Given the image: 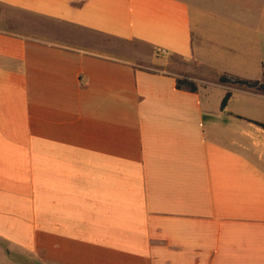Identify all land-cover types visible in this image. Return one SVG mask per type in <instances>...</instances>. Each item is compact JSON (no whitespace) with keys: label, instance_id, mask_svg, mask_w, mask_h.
<instances>
[{"label":"crops","instance_id":"1","mask_svg":"<svg viewBox=\"0 0 264 264\" xmlns=\"http://www.w3.org/2000/svg\"><path fill=\"white\" fill-rule=\"evenodd\" d=\"M221 76L264 79V0H0V264H264V93Z\"/></svg>","mask_w":264,"mask_h":264},{"label":"trees","instance_id":"2","mask_svg":"<svg viewBox=\"0 0 264 264\" xmlns=\"http://www.w3.org/2000/svg\"><path fill=\"white\" fill-rule=\"evenodd\" d=\"M219 81L222 83H232V84H236L239 86H245V87H249V88H254L257 91L263 92L264 93V79L259 81V80H245V79H240L237 77H226V76H221L219 78ZM176 86L177 88H182V87H186L190 90H195V86L192 82L186 80V79H177L176 81ZM230 98V93L227 92L224 97L221 100L220 103V108L221 110H223L227 104V101ZM262 127H264V125L256 123Z\"/></svg>","mask_w":264,"mask_h":264},{"label":"rangeland","instance_id":"3","mask_svg":"<svg viewBox=\"0 0 264 264\" xmlns=\"http://www.w3.org/2000/svg\"><path fill=\"white\" fill-rule=\"evenodd\" d=\"M210 8L213 7L214 9H216V3L217 0H203ZM228 1V0H227ZM239 4L244 5V3H242V1H239ZM234 5H236V1H234ZM258 8V7H257Z\"/></svg>","mask_w":264,"mask_h":264},{"label":"built area","instance_id":"4","mask_svg":"<svg viewBox=\"0 0 264 264\" xmlns=\"http://www.w3.org/2000/svg\"><path fill=\"white\" fill-rule=\"evenodd\" d=\"M166 52L163 49L156 50V54H165Z\"/></svg>","mask_w":264,"mask_h":264}]
</instances>
